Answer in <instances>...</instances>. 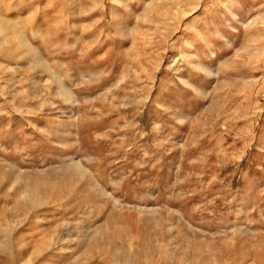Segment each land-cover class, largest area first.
<instances>
[{"label": "rangeland", "instance_id": "374dc122", "mask_svg": "<svg viewBox=\"0 0 264 264\" xmlns=\"http://www.w3.org/2000/svg\"><path fill=\"white\" fill-rule=\"evenodd\" d=\"M0 264H264V0H0Z\"/></svg>", "mask_w": 264, "mask_h": 264}]
</instances>
